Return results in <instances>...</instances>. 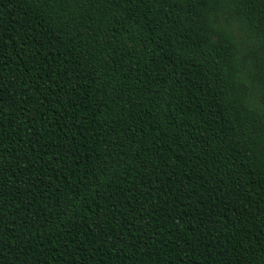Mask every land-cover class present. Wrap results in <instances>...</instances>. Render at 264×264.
I'll use <instances>...</instances> for the list:
<instances>
[{
	"label": "trees",
	"instance_id": "obj_1",
	"mask_svg": "<svg viewBox=\"0 0 264 264\" xmlns=\"http://www.w3.org/2000/svg\"><path fill=\"white\" fill-rule=\"evenodd\" d=\"M0 264H264V0H0Z\"/></svg>",
	"mask_w": 264,
	"mask_h": 264
}]
</instances>
